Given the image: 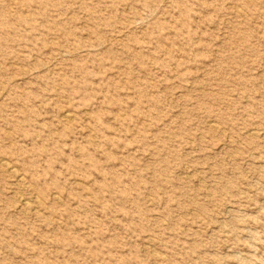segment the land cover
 I'll use <instances>...</instances> for the list:
<instances>
[{"label": "rangeland", "instance_id": "1", "mask_svg": "<svg viewBox=\"0 0 264 264\" xmlns=\"http://www.w3.org/2000/svg\"><path fill=\"white\" fill-rule=\"evenodd\" d=\"M261 135L264 0H0V264H264Z\"/></svg>", "mask_w": 264, "mask_h": 264}, {"label": "bare ground", "instance_id": "2", "mask_svg": "<svg viewBox=\"0 0 264 264\" xmlns=\"http://www.w3.org/2000/svg\"><path fill=\"white\" fill-rule=\"evenodd\" d=\"M68 115V114H67ZM66 117H68V116H66ZM71 120V119H70ZM253 135V137H258V138H260V135L259 134H257V133H253L252 134ZM261 136H263V139H264V135H261ZM0 163H1V161H0ZM3 166L9 171L10 170V172L12 173V175H13V177L15 178V179H17V181L20 183V184H23V178L22 177H20L18 174H17V172H15L14 170H12V168H10V165H9V163L8 164H6V163H3ZM11 175V174H10ZM39 201V200H38ZM25 206H27V203H25L24 204ZM24 206V207H25Z\"/></svg>", "mask_w": 264, "mask_h": 264}]
</instances>
